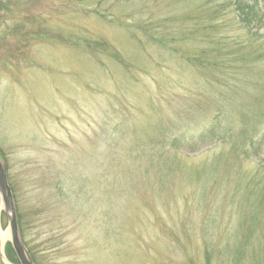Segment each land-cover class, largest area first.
Returning a JSON list of instances; mask_svg holds the SVG:
<instances>
[{
  "label": "rangeland",
  "instance_id": "374dc122",
  "mask_svg": "<svg viewBox=\"0 0 264 264\" xmlns=\"http://www.w3.org/2000/svg\"><path fill=\"white\" fill-rule=\"evenodd\" d=\"M259 3L261 27L248 33L223 20L220 44L206 48L208 39L193 43L165 28L170 0H0V156L35 264H233L219 257L226 230L217 227V256L207 262L211 211L197 202L203 178L195 184L189 174L239 147L231 187L217 193L209 184L226 204L239 175H264V122L249 133L259 146L237 144L231 103L212 91L227 73L207 72L192 56L239 40L264 46ZM182 104L194 110L183 119L175 117ZM217 116L232 132L219 125L200 137ZM159 152L176 159L163 183L141 174ZM1 209L0 201V264H10ZM224 209L216 213L232 220L223 227L231 233L233 208Z\"/></svg>",
  "mask_w": 264,
  "mask_h": 264
},
{
  "label": "trees",
  "instance_id": "16d2710c",
  "mask_svg": "<svg viewBox=\"0 0 264 264\" xmlns=\"http://www.w3.org/2000/svg\"><path fill=\"white\" fill-rule=\"evenodd\" d=\"M170 1L172 8L167 22H163L166 25L168 24V26L165 25V28L174 30V38H185L187 36L188 40L193 43L200 39L203 41L208 39L210 45L205 44L206 48L220 44L216 42L218 41L217 34L222 30L220 24L223 23V20L230 18L226 23H237L239 26L238 30L245 29L248 33L255 26L261 27L262 18L260 16L259 8L261 6L259 2L264 3V0ZM215 28L219 31L213 32ZM258 34L260 37H264L262 34ZM147 41L154 45H163L160 39L152 36ZM255 42L256 40L249 39L247 44H245L239 40L232 45H223L218 51L216 47L213 50L209 49L210 51L203 48L199 50L198 54L195 53L192 56L196 60L198 58L203 61L200 63L201 65L204 63L203 68L207 72H218L223 76L227 73L225 79L221 80V82L218 81V85H215L212 91L221 93L226 98L225 103L228 100L229 104L231 103L230 118L233 116L234 120H238L241 125L240 133L238 132L239 134L235 135V139L239 141L237 144L240 145V143L246 142L254 148L257 145L259 146L264 139L257 141L252 137L249 138L250 131L255 130L261 122L262 124L264 122V102H262L261 92L264 88V71L259 68L264 61V46ZM252 85H254L256 93L250 91ZM216 88H218V92L215 91ZM189 109L190 111L193 110L192 104L187 107H183L182 104L177 111L178 115L175 117L187 118L186 115L190 113ZM218 116L207 127V132H204L200 137L205 138L215 135L216 127L219 125L224 131L232 132L233 125L229 126L231 120L221 124L222 121L217 120ZM238 148L234 147L230 151L231 156H228L230 152L228 154H218L217 157L204 162L200 166L201 171L192 175L189 174V180L193 181L195 179V184L197 178H203V184L197 191V202L201 204L199 209H209L211 211L207 213L203 223L205 225L204 236L206 235L207 241V262L210 263V257L217 256V251L211 248L215 237H217L214 234V229L211 228L217 227L221 228V231H223L222 229L226 230V235H224L223 239H220L223 241L221 243L223 248L220 250L222 255L220 254L219 257L228 256L233 259V264H244L243 261L247 258H251L253 264H264V244L261 242V239H264V175L259 178L254 176L249 182H244L242 178L245 176L239 175L242 178H238V183L235 181L236 185H232L234 188L233 195L225 199L227 205L225 203L220 204L224 200L222 199L223 193L221 198L219 197L221 192L217 195L223 186L224 188L227 185L231 187L232 181L230 182L229 178H231L232 170L234 169L231 163L236 157L240 156ZM170 153L159 152L156 154L157 156L151 157L147 161V165L144 164L141 174L144 177H150L154 173L159 182H165L173 171V166H176V159ZM130 173L134 179L139 176L138 170ZM211 182L217 183V193L216 191L213 192L215 189L214 183H212L211 189ZM126 190L125 193L129 195V189ZM114 192L111 191L110 193ZM219 207L221 210L223 208L227 209V207L233 208L234 221L231 233L230 229L223 227L225 224L232 222V220L229 219L224 223L223 220L219 219L218 213H216ZM221 214L223 216L224 212H221ZM18 220L19 229L22 232L24 221L21 220L20 214H18ZM8 248V254L13 258V250L10 246Z\"/></svg>",
  "mask_w": 264,
  "mask_h": 264
},
{
  "label": "water",
  "instance_id": "95a60500",
  "mask_svg": "<svg viewBox=\"0 0 264 264\" xmlns=\"http://www.w3.org/2000/svg\"><path fill=\"white\" fill-rule=\"evenodd\" d=\"M0 201L9 220L11 244L20 264H34L25 248L19 232L17 211L13 193L8 181L7 167L0 157Z\"/></svg>",
  "mask_w": 264,
  "mask_h": 264
},
{
  "label": "bare ground",
  "instance_id": "6f19581e",
  "mask_svg": "<svg viewBox=\"0 0 264 264\" xmlns=\"http://www.w3.org/2000/svg\"><path fill=\"white\" fill-rule=\"evenodd\" d=\"M8 237H9V232H4L3 234H2V240L3 241H6L7 239H8Z\"/></svg>",
  "mask_w": 264,
  "mask_h": 264
}]
</instances>
